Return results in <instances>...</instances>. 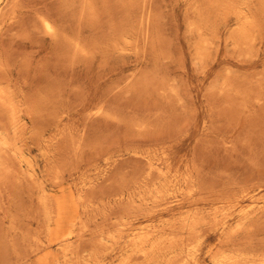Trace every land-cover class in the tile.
Returning <instances> with one entry per match:
<instances>
[{
  "label": "rangeland",
  "instance_id": "obj_1",
  "mask_svg": "<svg viewBox=\"0 0 264 264\" xmlns=\"http://www.w3.org/2000/svg\"><path fill=\"white\" fill-rule=\"evenodd\" d=\"M20 1L22 17L5 27L2 46L41 115L28 119L24 148L34 218L19 221V207L13 213L20 230L43 237L37 197L44 189L54 218L48 245L36 252L18 238L13 245L9 218L0 222V264H179L185 256L154 262L152 251L124 240L151 222H174L187 237L175 220L233 187L256 188L231 213L207 216L192 236L194 257L182 264H212L229 243L264 251V0ZM34 12L50 15L57 34L45 36ZM166 170L194 178L161 186Z\"/></svg>",
  "mask_w": 264,
  "mask_h": 264
},
{
  "label": "bare ground",
  "instance_id": "obj_2",
  "mask_svg": "<svg viewBox=\"0 0 264 264\" xmlns=\"http://www.w3.org/2000/svg\"><path fill=\"white\" fill-rule=\"evenodd\" d=\"M0 2L4 3L3 6L0 8V210L2 211L0 214V215H2V216H0V222L3 223L5 221L4 220L5 218H9V226H8L9 232H7L6 234L8 237L10 236L9 239L13 240L11 242L13 245H14V243H16V239L18 238L19 240H21V242H23V244L27 250L34 251L38 248V246L43 247L45 245H48V243L46 242L45 239H47L49 233L51 232V221H52V217H53V215H52L53 212L51 209L50 198H49L48 193L44 189H42V192L37 197V200H38L39 206H40V209H39L40 213H41L40 225L42 227L41 232L44 233L43 237H40V235L37 232L32 233L29 231L20 230V227H19L20 225H17V223H16L18 221L15 220L16 216L13 213V210H14V208L19 207L18 208L19 209V213H18V216H19L18 220L19 221L29 220V219L34 218V215H33L34 213L33 214L31 213L33 210V209H31L32 208L31 205H32V200H33L32 196L34 193L33 190L36 186L34 185L35 180H34L33 172L31 170V164L29 162H27V160L24 158V151H25L24 148H25V144H26V138L28 136L27 135L28 119L32 120L33 117H36V119H38L40 117V115H41L40 110H39L40 104H39V99H37L34 96V94L30 90H28L29 86H28L27 81L26 80H19L14 75V73L11 72V63H12V58H13L12 57L13 52L10 48H4L2 46V41H3V35L2 34H3L5 27L15 25L17 22H19V20L22 17L21 11H22L23 5L21 4L20 0H0ZM241 11H242V9H241ZM34 14H35V12H34ZM35 15H36V22H37L38 28L45 34V36L46 35L54 36L57 34L59 26L57 25V22L53 18H51L50 15L43 13V12H39ZM245 16H247V15L246 14L244 15V19H245ZM251 18H253V17H251ZM80 21H78V19H77V22H80ZM251 21H252V19H251ZM76 25H77V23H76ZM76 31H77V29H76ZM77 33H78V31H77ZM78 39H79V37H78ZM78 39L77 38L72 39L73 43H71V41H70V46L75 47L74 54L76 52V49L81 48V44H80ZM63 40H65V39H63ZM64 42H66V41H64ZM24 65H26V64L25 63L23 64V70L22 71L27 70V65L25 67H24ZM49 102H51V101H49ZM33 129H44V127H42V125L38 126L36 124L35 126H33ZM66 130L68 131V129H66ZM72 131H73V129H72ZM68 135H70V133H68ZM77 144H79V143H77ZM73 145H75V144H73ZM163 156H164V153H163ZM164 157H166V156H164ZM156 162H158V161H156ZM193 165L195 166V168L197 167L195 164H193ZM184 167L186 169V166H184ZM150 168H151V166H150ZM154 168H156V166H154ZM187 168L189 169V166ZM148 172H149V170H148ZM160 172H161V176H160L161 178H160L159 185H161V186H175L176 184H179V183H188V182H192V180L194 178V175H193L192 171H190V170H188L185 173L172 172L171 170L160 171ZM195 172L197 173V170ZM157 173H158V171H157ZM196 176H197V174H196ZM40 181H41V179H40ZM229 183L231 184V182H229ZM191 184L192 183H190V185ZM255 188L256 187H251V188L250 187L249 188L248 187H233V188H230L229 190L224 191V192H219L216 195H214L213 197H211L210 199H208V201L206 202L207 203L206 205L204 204L203 206L196 207V208H193V209L187 211L182 217H179L178 219L175 220V222L176 223L178 222L179 226H182L183 229L187 228L188 233H189V235L187 237L182 236L179 231H174V229L176 228V225H174L175 224L174 222L168 223V226H165V227H163V225L161 226L157 222H151V223H147L146 225L140 227L136 231L134 229H131V231L128 234V238L124 240V244L126 247H129L135 251H142L143 253H147V252L152 251L155 254V258L153 257L154 262H155V260H157V262H159L158 259L161 256L163 258V255L170 254L169 255L170 260H172V259L178 260V259H184L185 258L186 260L185 259L183 261L179 260L180 263L182 264L184 261H187V260L189 261L190 258L194 257L193 253H194V250L196 249L197 244L199 242L197 243L194 239H192V236H194L196 238L199 237L198 235H200L199 234L200 227L204 224H207V222H208L206 219L207 216L209 214H213V215L215 213L217 214V212L218 213L219 212L220 213L225 212V214L231 213L232 210H235L237 205L240 204L243 197L250 195V193ZM158 191L159 190H157L155 192L158 193ZM125 194H126V192L123 190V191L117 193V196H115V197L122 198L123 196H125ZM159 194L162 196L161 193H159ZM170 194H171V191H170ZM128 195H130V192ZM128 195H127V198L131 199V196H128ZM152 196H150V197L152 198ZM155 198H152V199H155ZM161 198H164V196ZM25 199H29L27 206L23 205ZM156 199H158V198H156ZM155 201L157 204L160 202V199H159V201H157V200H155ZM161 201H162V199H161ZM146 204H147V202H146ZM135 206H137V204ZM249 206H251V204ZM137 207H139V206H137ZM163 207H165V206H163ZM238 209L241 212H242V210L244 211V208L240 207ZM213 215H211V216H213ZM118 218L120 219V216ZM214 219L216 221V218H214ZM78 220L80 221V218ZM82 223H84V222H82ZM225 224L226 223H224V225ZM72 225L74 226V223ZM78 225H80V224H78ZM78 227L80 229H82L80 226H78ZM177 227H178V224H177ZM182 227H181L180 231L182 230ZM79 228H78L77 232L80 231ZM115 228H117V227H115ZM35 230H37V229H35ZM176 230H178V228ZM203 230H206V229L204 228ZM219 231H221V230H219ZM77 232H76V234H77ZM68 234H69V232H68ZM79 234H80V232H79ZM63 236H65V235H63ZM106 236H108V233H106ZM111 236H112V234H111ZM111 236H109V237H111ZM93 238H95V237H93ZM156 239H159V240L157 242H154ZM113 240L115 241V239H113ZM177 240H180V241L177 242ZM114 244H115V242H114ZM95 245L98 246L97 241H96ZM99 245H100V243H99ZM73 246H75V245H73ZM110 246H112V245H110ZM110 246H108V247L110 248ZM100 247L103 248V245H101ZM106 247H107V245H106ZM70 248L71 247H69V249L68 248L67 249L71 250L73 247L71 249ZM75 248H74V251H75ZM63 250L66 251L65 248H63ZM105 250L109 251L107 248ZM34 252H36V251H34ZM99 252L100 251H98V254H99ZM104 252L107 253L106 251H104ZM62 253H65V252H62ZM143 253H142V255H143ZM77 254H80V253L77 252ZM77 254L75 253V257L72 256V257H74L73 260L71 259L73 263H75L77 260L76 259V257L78 256ZM91 254H93V253H91ZM94 256H95V253H94ZM86 259H89V258H86ZM71 260H69V261H71ZM147 260H148V258H147ZM77 261L79 262V259ZM191 261H193V260L191 259ZM135 262H136V260H135ZM211 262H212V264H264V251H257L254 249H252V250L245 249V248H241L240 246H238L234 243H229V244H226V245L220 247L218 250H216L211 255ZM82 263H83V261H82ZM137 264H138V262H137ZM148 264H150V262ZM172 264H176V262H173Z\"/></svg>",
  "mask_w": 264,
  "mask_h": 264
}]
</instances>
